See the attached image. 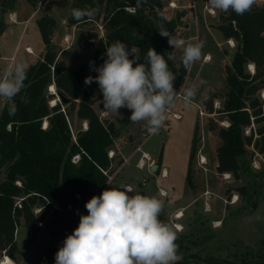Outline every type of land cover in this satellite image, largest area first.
<instances>
[{
    "label": "trees",
    "instance_id": "1",
    "mask_svg": "<svg viewBox=\"0 0 264 264\" xmlns=\"http://www.w3.org/2000/svg\"><path fill=\"white\" fill-rule=\"evenodd\" d=\"M27 1L31 5L37 3V0ZM13 2L3 0V14L14 8ZM73 9L98 11L91 17L82 16L77 20L72 15ZM3 14L0 36L7 28ZM183 16L184 12H179L174 17H167L163 0H74L68 23L102 22L104 32L95 46V65L103 64L107 58L106 47L117 40L136 52L138 63H143L148 50L153 48L164 55L170 70L177 76L174 87L180 89L189 71L185 70L182 61L176 65L173 56L177 48H172L168 38L158 31L163 27L174 38ZM219 18V30L226 39H233L236 47L231 63L226 65L228 90L218 110L222 116L225 115L229 125L218 128L221 142L217 147V170L232 173L235 179H247L238 190L252 210L257 206L262 190L264 170L257 171L251 167L246 146L253 142L254 133L245 135V130L262 120V104L255 95L264 88V3L256 0L252 10L244 15L219 11ZM55 23L47 15L37 20L46 44L45 53L26 68L24 88L16 97L15 114H9L6 101L0 111V251L6 250L13 257L17 249L15 230L23 216L32 238L37 236L42 223L50 235L46 264H50L58 251L57 245L78 226L80 215L87 214L85 203L105 190L108 178L102 170L116 171L114 157H109V151L119 136L116 124L102 119L94 107L99 98L94 96L97 83L85 84L86 77H95L98 73L88 71L87 64L69 70L65 61L58 58L56 46L50 39ZM87 40L93 45L89 38ZM250 63L255 66L254 73L247 69ZM52 84H55L57 93L67 98V102L56 100L51 104L55 94L48 88ZM74 113L78 120L88 123L87 129H76L75 137L70 120ZM256 132L262 136V142L260 144L259 139H255L254 146L264 151V126L258 127ZM195 152L194 141L191 157ZM75 155H79L77 161H73ZM157 164L160 172L161 161ZM17 181L22 185H17ZM188 182L191 183L190 169ZM26 195L23 209L14 218L16 199ZM44 199L49 203L45 204ZM37 205H43L39 214L33 211ZM160 219L171 226L162 215ZM183 238L178 235L176 243L179 252L185 254L190 251V246ZM198 259H204L208 264L224 263V259L202 258L190 252L176 264H192ZM228 263L264 264V255L254 261L244 257Z\"/></svg>",
    "mask_w": 264,
    "mask_h": 264
},
{
    "label": "rangeland",
    "instance_id": "2",
    "mask_svg": "<svg viewBox=\"0 0 264 264\" xmlns=\"http://www.w3.org/2000/svg\"><path fill=\"white\" fill-rule=\"evenodd\" d=\"M13 1L14 8L3 14L8 28L5 35L3 33V36H0V75L6 74L7 66L17 63L16 58L27 55V47L33 50L32 56L22 61L27 67L43 56L46 44L37 20L44 15L56 22L50 39L56 46L58 58L65 61L67 68L75 70L87 64L88 71L97 73L95 70L91 71V67L97 65H90V61L94 62L95 46L104 32L101 21L70 25L68 18L74 0H37L36 5H31L27 0ZM177 1L183 5L182 8L188 10H183L186 25L179 26L178 36L182 35L186 42L204 41L205 44L201 59L189 70L183 85H195L196 97L188 106L182 97H177L170 108L181 117L173 119L171 115H167L168 119L158 135L148 134L142 122L131 123V111L127 108L120 109L119 116L113 115V122L119 133L112 148L115 151L113 167L117 170L113 186L130 184L134 190L129 195L140 193L164 200L166 206L161 215L174 230L172 221L176 219L173 214L178 208H184L182 210L187 225L185 224V229L180 232L175 230L178 235L184 236L185 243L190 246L189 252H179L182 257L193 252L202 258L224 259L223 264H229L228 261H240L244 257L254 261L264 255V182L260 194L258 193L257 206L250 210L246 198L238 190L246 184L247 179H235L232 173H220L217 170V147L221 142L218 128L228 123L225 115L222 116L218 109L222 107L223 95L228 90L226 65L231 63L232 58L229 52H234L236 46L227 44L226 38L218 28L221 24L219 11L214 9L215 13H212L208 0ZM258 1L264 3V0ZM165 3V13L171 18L173 16L167 9L171 6L166 0ZM196 35L197 40L194 38ZM88 38L93 45L89 44ZM182 51V47L177 48L173 56L176 65L180 64ZM206 54L211 57L209 61L203 59ZM201 81L205 83L201 84ZM97 95L99 98L94 107L100 112L104 107L100 102L102 93L98 85L94 92V96ZM54 96L51 101H60L58 93ZM255 96L259 97L262 104V120L252 123L245 130V135L254 133L253 142L246 146V155L252 169L261 171L264 170V151H260L259 146H254V141L259 139L260 144L262 142V136L256 130L264 126V88ZM4 103L5 100L0 99V111ZM75 116L74 113L70 118L73 133L79 127L85 129V121L81 122ZM194 141L196 152L191 157ZM137 145L151 154L154 163H150V170L147 166L143 169L137 167L136 163L141 155V151L135 150ZM202 156L205 157V162H201ZM121 160L123 162L120 166ZM160 161L163 169H168L169 176L167 174L162 181L156 182V178H161L157 164ZM189 169L191 183L188 182ZM224 174L229 176L225 177ZM143 178L147 180L145 185L139 183ZM159 186L166 190L165 197L161 196ZM233 195L239 196L235 203L229 202ZM19 221L15 230L17 249L14 250L13 257L7 253L16 264H46L45 253L51 238L44 224H41L37 236L32 238V232L25 225L23 216ZM2 255L3 251H0V258ZM50 264H55V256L50 260ZM192 264L208 263L204 259H198L193 260Z\"/></svg>",
    "mask_w": 264,
    "mask_h": 264
},
{
    "label": "clouds",
    "instance_id": "3",
    "mask_svg": "<svg viewBox=\"0 0 264 264\" xmlns=\"http://www.w3.org/2000/svg\"><path fill=\"white\" fill-rule=\"evenodd\" d=\"M208 3L217 11L244 15L252 10L256 0H208ZM96 11L73 9L72 15L79 20L95 15ZM158 32L168 38L172 48H183L181 61L186 71L201 59L204 41L175 39L163 27ZM105 56L103 64L94 69L98 75L86 77L85 84L97 83L105 112L116 117L120 109L127 108L131 111V123L142 122L150 135H158L164 127L178 94L186 106L196 97L195 85L175 89L176 74L164 55L153 48L148 50L144 62L138 63L136 52L117 40L106 47ZM26 67L24 63H15L0 76V99L7 102L10 115L15 114L16 97L24 88ZM129 193H133L131 187L120 185L92 196L85 203L87 214L80 215L78 226L55 253V264H176L182 259L176 243L177 232L160 219L165 201Z\"/></svg>",
    "mask_w": 264,
    "mask_h": 264
},
{
    "label": "built area",
    "instance_id": "4",
    "mask_svg": "<svg viewBox=\"0 0 264 264\" xmlns=\"http://www.w3.org/2000/svg\"><path fill=\"white\" fill-rule=\"evenodd\" d=\"M168 5L171 6L172 8L176 7V3L175 2H172V1L169 2ZM210 11L212 13H215V10L212 9V8H210ZM195 18L197 19L196 12H195ZM66 40H67V37H66ZM226 40H227V44L229 46H235V41L233 39L230 38V39H226ZM26 50H27V52H29L31 54L33 53V50L30 47H27ZM210 58H211L210 55L209 54H206L203 59H204V61H209ZM96 67L97 66H92L91 67V71H94V69ZM248 69L250 70L251 73H254L255 72V66H254V64H252V63L248 64ZM52 85H54V84H52ZM52 85H50L49 88H48L49 92L52 93V94H57L56 87L54 86V89H52L51 88ZM177 97H182V95L181 94H178ZM53 102L54 101H52L51 104H53ZM167 115H169V116L171 115L173 117V119H179L181 117L177 112H173L171 110V108H169ZM228 125H229V122L226 124V126H228ZM46 126H47V123L44 122V127H46ZM84 127H85V129L88 128L87 122L84 123ZM137 151H141V155H140V158L138 159L137 166L140 169H143V168H145L147 166V167H149V170H150L152 168V166H151L150 163H152V162L154 163V161L152 160L151 156L147 152L142 151V149L140 147L137 148ZM114 156H115V151L112 149V150L109 151V157L110 158H113ZM78 158H79V155H75L73 157V159L75 161H77ZM200 160H201V162H205V157L202 156ZM102 171H103V173L108 178L105 189L110 188V187H114L113 186V182H114V178H115V172L117 170L114 173H110L108 170H102ZM152 174H153V172H152ZM167 174L168 173H167V171L165 169H162L161 170V177H166ZM224 175H225V177L229 176V174H224ZM146 181L147 180L145 178H143V179H141L139 181V183L142 184V185H145L146 184ZM157 182H159V180ZM16 184L19 185V186L22 185L21 184V181H17ZM124 185L129 186V187H131L134 190V188L131 185H129V184H124ZM159 192H160L161 196H164L165 197L167 195L166 190H164L160 186H159ZM27 196L28 195H26V196H20V197H18L16 199L15 204H14V209H13V216H14V218L16 217L17 212H19V211H21L23 209V207H24V200L26 199ZM238 198H239L238 195H233L231 201H229V202L235 203V202H237ZM44 202H45V204H48L49 203V201L47 199H44ZM42 209H43V205H37V206L34 207L33 211H34L35 214H39V213H41ZM183 215H184L183 214V210H178L175 214H173V217L176 220L175 221H172V223H173V226H174L175 230H177L179 232L183 230V225L178 220L181 219L183 217ZM219 222L220 221H215V223H219ZM62 244H63V242H60L57 245V247H59V248L62 247ZM0 264H16V263L13 261V259L7 253V251L6 250H3V255L0 258Z\"/></svg>",
    "mask_w": 264,
    "mask_h": 264
},
{
    "label": "crops",
    "instance_id": "5",
    "mask_svg": "<svg viewBox=\"0 0 264 264\" xmlns=\"http://www.w3.org/2000/svg\"><path fill=\"white\" fill-rule=\"evenodd\" d=\"M175 2L176 3V7H174V8H172V7H167V9L170 11V13L172 14V16L174 17V15H176L177 13H179V12H184L183 10H185V11H187L188 12V10H186L185 8H182V6L183 5H180L179 4V2L177 1V0H166V2L168 3V2ZM163 3L164 4H166L165 3V0H163ZM186 12V13H187ZM185 17V16H184ZM184 17H182L181 19H182V24L181 25H186L185 23H184ZM182 26V27H183ZM8 28V27H7ZM178 28H179V26H178ZM178 28L176 29V33H175V35H174V37H175V39H183V37H182V35L181 36H178ZM184 28V27H183ZM5 33H6V31H4V34L3 35H5ZM2 35V36H3ZM178 37V38H177ZM196 40L198 39V35H196L195 37H194ZM184 40V39H183ZM185 41V40H184ZM26 45H28V44H26ZM30 45V44H29ZM25 52H26V54L27 55H24V56H22V57H20V58H16L15 60H16V62L18 63L19 61H20V63H22V61L23 60H26V59H29L31 56H32V54H30V53H28L26 50H25ZM1 58H5V57H3V56H1ZM6 59V58H5ZM13 65V64H12ZM11 65V66H12ZM10 66V67H11ZM9 68V66H7L5 69H8ZM27 68V67H26ZM6 71V70H5ZM177 90H179V89H177ZM96 97H99V95H97ZM102 100H103V97L100 99V102H102ZM96 103V102H95ZM95 105V104H94ZM100 117L102 118V119H109V120H111V121H113V119H114V117H113V115L112 114H109V113H107V112H105L104 111V109L103 110H101L100 112ZM86 122V121H85ZM84 122V123H85ZM74 131V130H73ZM134 140V139H133ZM138 147H140L139 145H137L136 146V148H135V150H137V148ZM142 151H145V152H147L150 156H151V154L148 152V151H146V150H143L142 149ZM120 154L122 155V151L120 152ZM122 157V156H121ZM139 158H140V156H139ZM138 162V161H137ZM136 165H137V163H136ZM138 167V166H137ZM139 168V167H138ZM162 169H163V167H161ZM164 169L168 172V176H169V171H168V169L166 168V167H164ZM162 178H165V177H161V178H159V179H157L156 178V182L159 180V182L160 181H162ZM130 185V184H129ZM179 210H182V209H184V208H178ZM177 209V210H178ZM183 217L181 218V219H179V222L183 225V230L185 229V221H184V217H185V213H184V210H183ZM187 225V224H186Z\"/></svg>",
    "mask_w": 264,
    "mask_h": 264
},
{
    "label": "water",
    "instance_id": "6",
    "mask_svg": "<svg viewBox=\"0 0 264 264\" xmlns=\"http://www.w3.org/2000/svg\"><path fill=\"white\" fill-rule=\"evenodd\" d=\"M2 3H3V0H0V19H1V17H2ZM229 54L231 55V56H233V52L232 51H230L229 52ZM0 76H4V75H0ZM58 99L60 100V101H62V102H67V98L62 94V93H58ZM55 103V102H54ZM53 103V104H54Z\"/></svg>",
    "mask_w": 264,
    "mask_h": 264
},
{
    "label": "bare ground",
    "instance_id": "7",
    "mask_svg": "<svg viewBox=\"0 0 264 264\" xmlns=\"http://www.w3.org/2000/svg\"><path fill=\"white\" fill-rule=\"evenodd\" d=\"M51 88H52V89H54V85H52V87H51ZM54 102H55V101H54ZM54 102H53V103H54Z\"/></svg>",
    "mask_w": 264,
    "mask_h": 264
}]
</instances>
